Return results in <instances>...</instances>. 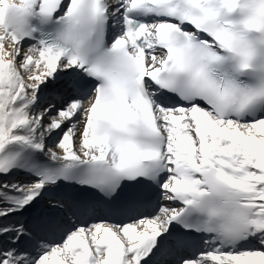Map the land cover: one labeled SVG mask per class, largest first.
Returning <instances> with one entry per match:
<instances>
[{"label": "snow or ice", "instance_id": "obj_1", "mask_svg": "<svg viewBox=\"0 0 264 264\" xmlns=\"http://www.w3.org/2000/svg\"><path fill=\"white\" fill-rule=\"evenodd\" d=\"M0 264H264V0H0Z\"/></svg>", "mask_w": 264, "mask_h": 264}]
</instances>
